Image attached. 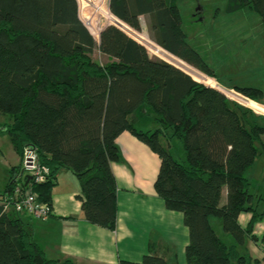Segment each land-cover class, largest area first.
Wrapping results in <instances>:
<instances>
[{
    "label": "trees",
    "instance_id": "1",
    "mask_svg": "<svg viewBox=\"0 0 264 264\" xmlns=\"http://www.w3.org/2000/svg\"><path fill=\"white\" fill-rule=\"evenodd\" d=\"M109 8L137 32L147 17L153 43L215 77L188 41L177 0H109ZM243 9L256 12L264 29V0H230L226 12ZM141 38L155 53L153 43ZM96 48L78 0H0V117L11 121L0 123V132L9 134L21 161L30 147L49 169L46 181L31 186L21 179V164L10 171L0 193V264H86L49 259L24 217L5 206L22 184L52 207L57 176L68 169L81 185L84 219L115 231L119 189L112 165L123 161L117 140L126 131L161 160L155 190L167 210L184 216L186 264H261L241 247L264 219V196L252 193L245 176L259 157L264 125L248 122L250 111L221 91L151 58L115 25L102 30L98 46L109 63L93 59ZM237 89L252 100L263 95L258 88ZM150 118L157 128L138 127ZM175 141L182 144L184 160L173 153ZM244 213L252 214L247 228L239 220ZM212 219L222 223L231 243L218 235ZM116 264L169 263L151 245L140 262Z\"/></svg>",
    "mask_w": 264,
    "mask_h": 264
},
{
    "label": "crops",
    "instance_id": "2",
    "mask_svg": "<svg viewBox=\"0 0 264 264\" xmlns=\"http://www.w3.org/2000/svg\"><path fill=\"white\" fill-rule=\"evenodd\" d=\"M105 8L108 12V23L114 21L113 14L106 3ZM143 18L144 16L141 17ZM198 21L203 20L199 19L195 22ZM145 24L148 28V21ZM102 30L103 28L100 31H94L93 36L99 37ZM261 31L263 32L260 38L257 35L248 36L241 32V27L236 26L230 28V31L224 29L216 35H209L208 39L201 34L202 38L196 36V43H190L211 65L215 76L224 85L234 90L238 87L262 90L263 95L259 99L246 102H249L253 108L248 122L264 125V29L262 24ZM148 41L153 43L149 39ZM212 46L216 48L213 51L218 55V63L213 61L215 54L212 55L209 50V52L206 51L209 48L212 50ZM153 47L155 54H159V49L154 43ZM251 47L252 61L239 65V54L243 49L248 50ZM229 56H232L231 61L226 60ZM223 80L230 81L224 83ZM152 120L155 122V119L150 118L138 121L137 125L145 130L155 129L156 127H151ZM117 145L123 161L112 165L119 189L116 230H107L90 224L84 219L82 203L78 199L82 193L80 182L70 170L63 169L57 176V185L53 190L52 217L42 221L23 216L34 238L49 259L61 262L66 260L86 264L140 262L149 252L151 245H156L158 253L164 255L169 264H186L189 230L185 226L184 216L167 210L165 202L155 190V181L161 166L159 156L129 131L118 138ZM262 149H264V135L260 151ZM261 154L260 152L259 157H262ZM225 197L226 194L223 196V203ZM263 208L261 206L260 210ZM251 219V213L242 214L239 219L241 226L247 228ZM252 236L253 238H249L245 246L241 248L246 247L245 253L264 264V219L254 226ZM226 242L231 243V239Z\"/></svg>",
    "mask_w": 264,
    "mask_h": 264
},
{
    "label": "rangeland",
    "instance_id": "3",
    "mask_svg": "<svg viewBox=\"0 0 264 264\" xmlns=\"http://www.w3.org/2000/svg\"><path fill=\"white\" fill-rule=\"evenodd\" d=\"M177 1H178V7L180 8L181 15L183 18V29L187 33V35L189 34L190 37V39H188L189 43L190 42L196 43L195 42V39L197 38L196 36L200 38L201 34L202 37L205 36V39H208L209 35H216V33L224 29L226 30L228 29V31H230V28L236 26L241 27V32L247 34L248 36L257 35L260 38V35L263 32L261 31V24H262L261 17L256 12L251 11L250 9H243L235 13H231V14L227 13L226 8L230 0H177ZM78 2L80 6V19L89 28L92 34L94 33V31L95 32L100 31L102 28L105 29V27L109 25H113L112 22L108 23L109 21L107 20L108 12L107 9L105 8V3L109 7V0H106V2L105 0H78ZM199 19L203 21L195 22L196 20ZM146 21H148V19L147 17H144L142 19L143 30L138 33H140V35H142L144 38L149 39L151 41L147 31L148 29L147 25L145 24ZM94 37L97 42V48L95 49L92 57L95 61H98L99 63L105 65L110 62L109 58L107 56H104L99 51L98 46L100 43V36L99 37L94 36ZM140 43L143 44L142 42ZM206 48L207 47H205V49ZM211 48L212 50L209 48L206 49V51L207 52L210 51V53L214 55L215 51L213 50H216V48H214L213 46ZM251 49L252 47L248 50L243 49L241 51V53L239 54L240 56V59L238 61L239 65H244L245 62L250 63L252 61L250 55L252 53ZM147 50L151 58H158L171 64V61L168 59V57L162 56L160 54H155L154 52L149 50V48H147ZM167 54L170 53L167 52ZM217 56L218 55L215 54V57L213 58V61L215 63L216 62L218 63ZM226 60L231 61L232 56L227 57ZM195 71H197L198 73H200L205 77H208L210 80L208 83H204L203 81L198 80L194 74L189 72L193 76V78L197 80V82L204 84L206 86H210V84L213 83L220 84V86L223 87L224 92L228 94L229 96L228 98H231L230 99L231 102L236 104L238 107L253 112V108L249 105V102L253 101L251 98L241 94L238 91V89L234 90V88L224 85L221 81L217 79L216 76L215 77L208 76L196 69ZM221 79H225V78H221ZM229 81L230 80H223L224 83L226 82L228 83ZM9 121L10 119L7 116L0 117V123L7 124ZM151 127L157 128L158 124L152 120ZM141 129H145V128H141ZM260 152L262 153L261 154L262 157H258L255 165H253L246 172L245 176L248 179H250L252 182V193L264 196V149H262V151ZM173 153L177 159L179 160L185 159L182 144L178 141H175L174 143ZM20 164H21V158L16 153L9 134L0 132V193L4 192V190L8 185L10 171L12 170V168L17 167ZM261 204L263 208L264 201H262ZM263 209H261L260 211H263ZM212 225L219 235H221L222 237H227L229 240L231 239L229 236L225 234L222 227V223L218 219H212ZM228 239L225 241H228ZM245 251H246V247L242 249V252L245 253Z\"/></svg>",
    "mask_w": 264,
    "mask_h": 264
},
{
    "label": "built area",
    "instance_id": "4",
    "mask_svg": "<svg viewBox=\"0 0 264 264\" xmlns=\"http://www.w3.org/2000/svg\"><path fill=\"white\" fill-rule=\"evenodd\" d=\"M113 17H114V21H112L113 25L117 26L119 29L125 32L129 37L131 38L133 37L132 39L142 42L143 43L142 45L147 47L146 43L141 38L142 35H140V33L133 30L131 27H129L121 20L117 19L114 15ZM162 50L165 52L166 54L165 57H168L172 65L178 67L179 69L189 74L190 76L192 75L189 72H191L192 74L198 73L197 71H195V69L191 68L184 61L178 59L173 55L167 54V52L164 49ZM198 75L201 76V79L204 83H208L210 81L208 77H205L200 73ZM209 87L215 88L221 91L227 98L229 97L228 94L224 92V89L222 86H220V84L213 83L210 84ZM228 99L230 100L231 98ZM20 176L21 179H23V182L25 180L27 181L26 182L27 186L29 184L31 186L32 183L34 184L42 183L46 181L47 177L49 176V169L41 164L39 155L35 149L30 147L25 148L24 155L21 161ZM14 194L16 197L12 198L13 203H9L5 206L6 211H15L16 213L22 216H29L30 218L36 220H42V221H47L52 217L53 208L50 205L41 202L38 196L32 192L31 188L25 190L22 184H20L18 187H16Z\"/></svg>",
    "mask_w": 264,
    "mask_h": 264
},
{
    "label": "water",
    "instance_id": "5",
    "mask_svg": "<svg viewBox=\"0 0 264 264\" xmlns=\"http://www.w3.org/2000/svg\"><path fill=\"white\" fill-rule=\"evenodd\" d=\"M102 33V32H101ZM101 33H100V35H101Z\"/></svg>",
    "mask_w": 264,
    "mask_h": 264
}]
</instances>
